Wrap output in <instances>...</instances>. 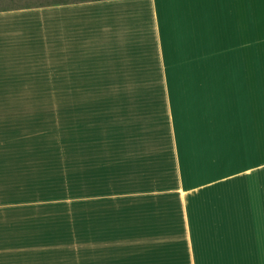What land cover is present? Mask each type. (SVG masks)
Masks as SVG:
<instances>
[{
    "label": "crops",
    "instance_id": "0c3cea01",
    "mask_svg": "<svg viewBox=\"0 0 264 264\" xmlns=\"http://www.w3.org/2000/svg\"><path fill=\"white\" fill-rule=\"evenodd\" d=\"M9 1L0 264H264V0ZM30 100L69 102L68 157Z\"/></svg>",
    "mask_w": 264,
    "mask_h": 264
},
{
    "label": "rangeland",
    "instance_id": "374dc122",
    "mask_svg": "<svg viewBox=\"0 0 264 264\" xmlns=\"http://www.w3.org/2000/svg\"><path fill=\"white\" fill-rule=\"evenodd\" d=\"M27 107L30 109L29 121L36 123L37 120L40 125H44L45 133H30V139H40L45 141L44 155L47 160L52 157H68V141H69V102L63 101L61 103L57 100H30L27 101ZM3 111L0 106V111ZM64 145L66 147H62ZM53 159V158H52ZM59 166V165H56ZM45 185L47 189L46 199L51 201L53 199L65 198V201L60 203H69V179L68 175L59 172H52L51 163L46 165ZM67 191H62V190Z\"/></svg>",
    "mask_w": 264,
    "mask_h": 264
},
{
    "label": "trees",
    "instance_id": "16d2710c",
    "mask_svg": "<svg viewBox=\"0 0 264 264\" xmlns=\"http://www.w3.org/2000/svg\"><path fill=\"white\" fill-rule=\"evenodd\" d=\"M40 3L43 4L42 2H40ZM19 5H21V4H18V2H17L16 0L9 1V2L6 4L7 7H8V6H12V7H14V6H19ZM22 5L28 6V5H29V2H27V3H22ZM4 6H5V5H4Z\"/></svg>",
    "mask_w": 264,
    "mask_h": 264
}]
</instances>
